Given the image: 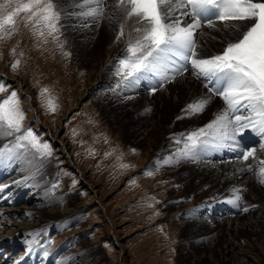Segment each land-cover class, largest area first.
Masks as SVG:
<instances>
[{
    "label": "rangeland",
    "instance_id": "374dc122",
    "mask_svg": "<svg viewBox=\"0 0 264 264\" xmlns=\"http://www.w3.org/2000/svg\"><path fill=\"white\" fill-rule=\"evenodd\" d=\"M59 3L63 12V50L51 41L38 46L37 39L23 26L10 40L0 41V65L6 73L24 80V88L30 91L27 95L22 87L11 84L13 82L1 73L0 81L9 87L0 93V100L16 91L26 114L25 126L52 147V155L48 157L18 150L11 159L0 160V178L9 168L19 169L25 177L40 182L46 210L60 215L68 212V206L76 207L70 216L42 220L41 227L52 220L55 224L51 230H46V241L38 250L41 263L99 264L96 263L99 260L102 264H216V257L230 243L235 251L247 254L242 255V262L233 264H264L262 256L250 252L249 249L254 251V248H245L251 235L247 224L243 223L250 218L249 214L245 215L250 209L264 208L261 205L264 185L258 183L256 191L244 193L241 208L248 207L249 211L243 212L225 202L231 195L226 183L214 185L198 176L196 170L207 160L206 155L197 162L182 160L162 165L152 177L144 174L147 169L154 168L157 161L175 156L182 147L179 145L174 152L164 150L169 136L180 137L203 127L214 119L220 108L178 120L187 104L202 97L197 95L200 91L194 94L192 91L196 89L188 88L185 82L181 87L169 83L155 94H150L147 81L122 92L114 91L115 85H103L88 92L102 66L106 45L115 37V26L110 27L104 21L97 27L91 21L70 14L79 11L75 8L76 0H59ZM112 3L113 0H108L109 5ZM86 23L90 26L85 27ZM103 23L105 26L101 27ZM98 30L103 33L101 38ZM212 35L217 39L201 38L203 55L221 51L220 35L228 36L224 33ZM208 40L211 46L207 47ZM13 48L15 55L11 52ZM65 52L70 55L65 56ZM17 59L21 64L13 69L11 65ZM114 72L111 70L110 76L116 79ZM186 75L192 76L188 71L181 78ZM44 87L57 98L59 109L56 113L47 112L43 106L39 93ZM129 96L133 99H126ZM221 102L220 107H223ZM144 122L150 130L141 138L138 128ZM54 128H61V135L69 142L66 146L58 147L54 143L51 135ZM73 129L79 134L74 136ZM247 135L245 132L244 136ZM14 142V137L0 136V147L11 146ZM243 142H247L246 138ZM90 148L95 150V155H89ZM113 148L116 153L106 158L105 153ZM228 152V149L211 151L213 155L230 157ZM120 153H123L122 162L132 165L130 169L119 167L116 157ZM65 162L73 168L61 166ZM223 165H227L226 161L220 163ZM133 179L136 184L132 183ZM82 180L89 182L88 189L80 188ZM8 191L3 190L2 194ZM99 201L103 203L102 211L92 212ZM149 204L153 207H148ZM227 216L233 221L229 224V232H223ZM35 236L30 235L33 246L37 242ZM259 238L264 240V233ZM45 249L48 251L46 257L43 255ZM225 264L232 262L227 260Z\"/></svg>",
    "mask_w": 264,
    "mask_h": 264
},
{
    "label": "snow or ice",
    "instance_id": "6c2138e0",
    "mask_svg": "<svg viewBox=\"0 0 264 264\" xmlns=\"http://www.w3.org/2000/svg\"><path fill=\"white\" fill-rule=\"evenodd\" d=\"M75 8L79 11L70 14L91 21L97 27L104 21L110 27L115 26L114 43H124L123 54L115 65L114 74L119 79L114 91L134 89L147 81L150 94H155L191 69L196 79L205 82L211 95L187 104L177 119L203 114L214 96L223 101L224 107L206 125L173 137L182 147L175 156L157 161L145 175L152 177L162 165L182 160L197 162L213 150L226 148L236 153L238 173L254 174L257 182L264 185V159L259 160L255 168L251 164L239 166L255 160L258 150L264 151V0H113L111 5L108 0H76ZM62 16L59 0H0V41L10 40L23 26L37 39L38 46L51 41L63 50ZM212 33H227L235 38L221 36V51L203 55L201 38L216 40L217 36ZM11 52L15 55L16 49ZM20 55L23 56V52ZM20 64L21 60L17 59L11 67L18 69ZM8 87L0 81V93L6 92ZM39 95L47 112L58 111L57 98L47 87L42 88ZM25 119L16 91L0 100V136L15 139L11 146L0 147V160L11 159L18 150L32 151L41 158L52 155L51 145L42 142L26 127ZM245 132L259 138L258 148L243 143ZM78 134L73 129V135ZM104 141L107 143L108 138ZM116 151L111 149L105 157L113 156ZM89 155H95V150L90 148ZM116 159L121 169L132 167L122 162L123 153ZM132 183L136 184L135 179ZM7 187L0 185V192ZM246 191V188L233 186L225 202L243 212L249 211L248 207L241 208ZM26 244L31 253L34 241L28 240ZM43 255H48L47 249Z\"/></svg>",
    "mask_w": 264,
    "mask_h": 264
},
{
    "label": "bare ground",
    "instance_id": "6f19581e",
    "mask_svg": "<svg viewBox=\"0 0 264 264\" xmlns=\"http://www.w3.org/2000/svg\"><path fill=\"white\" fill-rule=\"evenodd\" d=\"M104 24L105 23L101 24V27H104L105 26ZM101 27H99V28H101ZM103 30H104V28H102V32H103ZM206 31H209V30L206 29ZM102 32H101V30H98L99 38H101L103 36ZM212 34H214V33H212ZM224 34L228 35L227 33H224ZM218 35H220V34H218ZM220 36H223V35H220ZM234 38H235L234 36H230V35L227 36V39H234ZM114 40H115V37L112 41L109 42V44L106 45L104 60H102V64H101L102 66H101V68L97 74L96 81L94 83H92L90 85V87L87 89V91L90 93H91V91L96 90L97 88H99L103 85L104 86H109V85L114 86L116 84L117 80L119 79V78H116V79L112 78V76H110V72L113 69L115 70V65L117 64L118 58H120L123 54L124 43H123V41H121V43L117 44V43H114ZM209 42L210 41L208 40V42H207L208 44H206L207 47L211 46V42H210V44H209ZM215 53H217V52H215ZM189 72H191V75L193 76L191 69H189ZM1 73L4 74V77L8 78V80L10 82H13L11 84L22 87L23 91L27 95L30 94V91H28V89L24 88L26 82L24 80L21 81L19 76H15L14 74L10 75V74L6 73L3 65H0V74ZM192 76L186 75L183 78L180 77L182 82H180L181 80L178 77L177 80L171 84H172V86H180L181 87L182 84L185 82V83H187L188 88L192 87V88L196 89V90L192 91L194 94H195V92L200 91L199 94H197V95H200V96L211 95V93L208 92V89L205 87H204L205 89L201 88V86H202L201 82L198 79H196L195 76H193V77ZM146 83H148V82H146ZM141 87L144 88L143 86H141ZM220 105H222L221 98L218 96H214L211 100V103L207 106L206 112L204 111V114L208 113L209 110H211L214 107L215 108L218 107L221 110L224 107V105H223V107H220ZM43 124L46 125V123H43ZM60 129L59 128L53 129V132L51 134L52 140L54 141V143L58 147L59 146L64 147L69 142L67 141V138L65 137V135H61L62 132ZM149 130H150V127L148 128L147 122H144L138 128V135H140L141 138H145V135L148 134L147 131H149ZM244 138H246L247 142L251 143L250 146H255L258 148V143L256 142L259 140L258 137H254L253 135L248 134L247 136H244ZM244 138H243V140H244ZM178 146L179 145H177L175 143V140L169 136V138L166 141V145H165V147H163V149L164 150H171L172 152H174L178 148ZM228 151H230L228 153H231V155L228 154L230 157L226 156L227 158L224 156L213 155L211 152L208 153L209 155L208 154L206 155L207 160H204V162L202 164L200 163L201 165L196 170L198 176L202 180H207L214 185H223L224 183H226L227 187L229 189H231L233 186H236V187L246 188L247 189L246 192L256 191V188L258 189V187H257L258 182H257L256 175L251 174V173H243V174L238 173L236 171L238 165L235 162L236 153L229 150V149H228ZM222 157H224L225 160H223ZM261 159H264V151L258 150L257 158L255 160L250 159L249 161H247L245 163V165H239V166H247V164H251L255 168L258 164V161ZM222 161L223 162L226 161L227 165L226 166H224V165L220 166V163H222ZM68 165L69 164L67 162H65L64 164H61V166H64L67 169L73 168L71 165H69V166ZM16 171H17V173H16ZM3 174H4V176H3L4 180L2 182V185H8V187L5 188L4 190L9 189V191L5 192L4 194H2V192H0V264H5V263L15 264L14 260L16 259V257H18L19 254H23V253L26 254L27 253L28 255H25L23 257V260L26 261L27 260L26 257L33 256L34 254H36L38 252L39 248H41V244H43L46 241L45 236L48 235L47 231L51 230V227L55 224V222H53V220H52V222L47 223L46 225L41 227V223H42L43 219L48 221V220H50V218H54L56 220V218L59 219L62 217L70 216L72 214L71 210L76 209V207H70L69 208V206H68V208H67L68 212H65V213L62 212V214H60V215L58 214V212L57 213L52 212L48 208H47L48 210H46L45 206L43 207L45 196H43L44 193L42 191V186L40 184H38L40 182L37 183V181L25 177V175H23L20 172V170L16 169V168L15 169L9 168V169L5 170L3 172ZM63 174H62V176H63ZM16 181H21V183H15ZM13 182H14V184L12 185ZM48 183H45V184L47 185ZM81 184L82 185L80 188H85V189L87 188L88 189L89 182L87 180H82ZM246 192H244V193H246ZM95 197L96 196H94V198ZM261 199L263 200V198H261ZM19 200H20V202H19ZM257 200H258V198H257ZM76 205H78V204H76ZM102 205H103V203L101 201H99V204L92 207V212L100 213V210L102 211ZM261 205L264 206V202H262ZM248 214L250 215V216H248L250 218H247V222H246V220H244L243 223L247 224L246 228H248L251 236L248 240V244L247 245L245 244V248L246 249L254 248V251L249 249L250 252L252 251L254 253H258V255L262 256L261 259L264 260V245L261 247V244H264V240H260V238H259V235L261 233H264V208L260 206V207H256V209H250V211L247 212L245 215H248ZM237 219L239 220L240 217ZM232 221H233V219H231L230 216H227L225 219V229L224 230L221 229V230L223 232H229L228 231V228H230L229 224L232 223ZM221 228H222V226H221ZM41 231H46V232H41ZM222 231H220V233L223 235L224 233ZM31 234H34V235H36L35 237H37V239H36L37 242L33 246V249L35 250V252L32 251L31 253H29L27 251V249H25V250L22 249L19 251L18 254L14 253L13 247L15 245H18L15 242H17V241H19V243L26 242V241L30 240ZM25 238H27L26 241H24ZM3 248L7 251V252L5 251L6 252L5 254L3 253V250H2ZM244 254L247 255L244 251L243 252L235 251L234 248L229 243L225 246V250L223 249L220 256L216 257V264H225V261H227V260L232 262V264L234 262L240 263V262H242L241 258H242V255H244ZM250 258H251V256H250ZM27 261H29V258ZM38 261H40V260H38ZM97 262L99 264H102V262L99 260H96V263ZM39 264H43V263H41V261H40Z\"/></svg>",
    "mask_w": 264,
    "mask_h": 264
}]
</instances>
